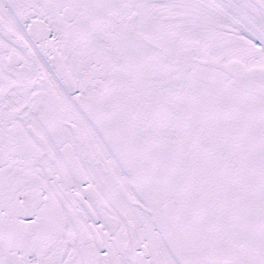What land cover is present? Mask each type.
<instances>
[{"label":"snow or ice","instance_id":"6c2138e0","mask_svg":"<svg viewBox=\"0 0 264 264\" xmlns=\"http://www.w3.org/2000/svg\"><path fill=\"white\" fill-rule=\"evenodd\" d=\"M0 264H264V0H0Z\"/></svg>","mask_w":264,"mask_h":264}]
</instances>
